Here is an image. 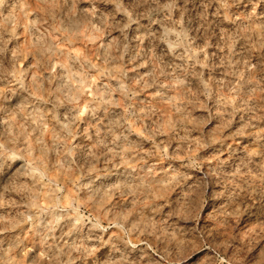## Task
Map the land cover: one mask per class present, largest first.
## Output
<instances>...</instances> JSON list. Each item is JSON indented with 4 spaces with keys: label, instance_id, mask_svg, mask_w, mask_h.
Masks as SVG:
<instances>
[{
    "label": "clouds",
    "instance_id": "clouds-1",
    "mask_svg": "<svg viewBox=\"0 0 264 264\" xmlns=\"http://www.w3.org/2000/svg\"><path fill=\"white\" fill-rule=\"evenodd\" d=\"M196 2L0 0V264H264V0Z\"/></svg>",
    "mask_w": 264,
    "mask_h": 264
},
{
    "label": "rangeland",
    "instance_id": "rangeland-1",
    "mask_svg": "<svg viewBox=\"0 0 264 264\" xmlns=\"http://www.w3.org/2000/svg\"><path fill=\"white\" fill-rule=\"evenodd\" d=\"M198 4H199V0H197L196 4L193 5V10H195L198 7ZM161 110H162V114H163V106H161ZM218 126L219 125H215V126H213V128H208L207 129L208 134H211L212 132H214L215 128L218 127ZM237 143H238V141H237ZM175 147L178 148V147H180V145L177 144V145H175ZM178 155H179V153H178ZM0 190H2V189H0ZM69 190H71V186L70 185H69ZM192 195L193 196L196 195L195 190H193ZM5 199L6 200H8V199L14 200V199H17V198H16V196L14 194H11V195L6 194L5 195ZM17 211H23V208H13L10 205H6L5 207L0 208V215L11 217V216H15ZM257 223H259V222L254 220V219L248 221L247 225H246V228L242 229V231H247L248 228L254 227ZM19 234H20V232L18 230L16 235H19ZM23 234L27 235V231L25 230ZM0 239H4L5 240V246H7V244L12 239H14V236H12L11 234H6L4 236H0ZM29 247H30V245H29ZM189 264H204L203 257L202 256L193 257V259L189 261Z\"/></svg>",
    "mask_w": 264,
    "mask_h": 264
}]
</instances>
